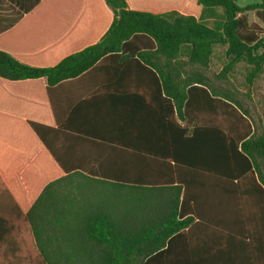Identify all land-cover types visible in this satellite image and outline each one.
Instances as JSON below:
<instances>
[{"label":"trees","instance_id":"obj_1","mask_svg":"<svg viewBox=\"0 0 264 264\" xmlns=\"http://www.w3.org/2000/svg\"><path fill=\"white\" fill-rule=\"evenodd\" d=\"M101 1L107 21L97 40L46 67H31L0 52V75L7 77V69L13 79L46 77L52 87L78 77L105 57H120L127 64L117 70L115 77L121 80L109 89L114 106L110 125L129 126L136 136L127 143L120 132L111 143L131 153V160H151V169L157 167L154 162L159 164L160 175L123 179L122 166L115 165V180L95 193L93 210L82 214L84 222L77 227L43 230L29 212L43 262L241 264L238 253L248 244L253 249L251 232L242 228L249 227V214L238 212V228L225 222L221 226L218 220L195 222L197 214L186 206L188 195L181 184L171 182L170 172L186 168L227 180L248 178L264 196V128L236 94L212 86L201 71L207 69L214 46L227 45L231 64L252 66V85L264 66V38L245 13L255 11L264 23V0L246 7L238 0ZM217 9L222 15L209 26L207 19ZM184 49L186 60L181 58ZM128 78L129 85L123 84ZM65 167H47L46 195L58 174L71 172ZM194 224L205 226L203 236L195 234ZM63 252L80 256L61 259ZM262 259L264 253L246 264H264Z\"/></svg>","mask_w":264,"mask_h":264},{"label":"crops","instance_id":"obj_2","mask_svg":"<svg viewBox=\"0 0 264 264\" xmlns=\"http://www.w3.org/2000/svg\"><path fill=\"white\" fill-rule=\"evenodd\" d=\"M106 21L101 0H0V52L31 67L51 66L98 38ZM126 64L118 56L105 57L78 77L52 87L46 77L13 79L12 72L3 70L7 77L0 75V261L43 260L29 212L43 230L80 226L82 214L93 210L95 193L115 180V165L122 166L123 179L160 175L159 164L154 162L157 167L151 169V160H131V153L111 143L120 132L127 143L136 136L129 126L110 125L114 106L109 89L121 80L115 76ZM50 164L71 172L58 174L46 195ZM170 173L171 182L181 184L188 195L186 206L197 214L195 222L218 220L221 226L225 222L238 228V212L249 214V227L242 228L251 232L253 249L248 244L238 253L241 264L264 253V196L252 180H227L186 168ZM192 229L201 237L205 226L194 224ZM77 256L63 252L60 258Z\"/></svg>","mask_w":264,"mask_h":264},{"label":"rangeland","instance_id":"obj_3","mask_svg":"<svg viewBox=\"0 0 264 264\" xmlns=\"http://www.w3.org/2000/svg\"><path fill=\"white\" fill-rule=\"evenodd\" d=\"M258 0H238L237 3L241 7L254 4ZM222 11L217 9L213 16L207 19L209 26H214L219 20ZM249 24L259 36L264 38V23L256 16L255 11L245 13ZM227 45H215L212 56L210 58L207 69L201 70L207 76L212 86L222 89H229L243 102L251 113L253 121L264 128V66L262 72L259 73L251 86L248 85V77L252 71V66L245 62H236L231 64L230 59L226 55ZM185 54L181 58L186 60L187 50H183ZM229 68L226 70V68ZM243 213V212H241ZM0 264H45L43 260L27 261H0Z\"/></svg>","mask_w":264,"mask_h":264}]
</instances>
